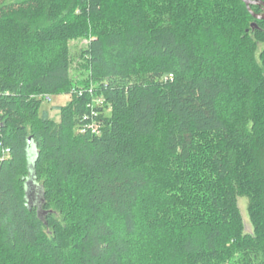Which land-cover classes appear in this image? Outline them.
<instances>
[{"label":"trees","instance_id":"obj_1","mask_svg":"<svg viewBox=\"0 0 264 264\" xmlns=\"http://www.w3.org/2000/svg\"><path fill=\"white\" fill-rule=\"evenodd\" d=\"M251 12L242 0H0V264H126L153 173L160 185L167 171L158 169L170 157L169 195L184 203L204 138L211 146L196 189L204 185L199 220L178 230L171 221L147 226L152 238L169 236L168 245L154 239L147 264H225L227 239L234 264H264V21ZM233 17L232 48L245 71L230 110L222 74L187 73L222 58ZM83 35L87 75L74 81L70 42ZM60 95L71 101L56 122L41 109L45 96ZM98 98L100 134H83ZM31 175L42 191L34 205L26 197ZM240 196L249 200L252 233Z\"/></svg>","mask_w":264,"mask_h":264},{"label":"rangeland","instance_id":"obj_2","mask_svg":"<svg viewBox=\"0 0 264 264\" xmlns=\"http://www.w3.org/2000/svg\"><path fill=\"white\" fill-rule=\"evenodd\" d=\"M6 3H15L17 0H5ZM118 7V6H117ZM233 20L229 22L227 25L232 29L229 33V38L225 39L223 42L227 43L223 48V56L222 58L216 59L213 64V68L211 65L195 64L190 71H188V75L195 76L199 74H210V73H219V75H223L230 85V92L228 95L223 97L222 103L223 106L227 109L234 110L239 104L240 101V88L238 84V80L241 74L245 71V66L239 62L237 54L235 53L233 45L236 40V28L235 25L239 24V20L235 17ZM226 25V26H227ZM189 28V29H188ZM188 36L189 40L195 41V45H200L202 40L198 38L199 32L196 28V25L190 23L188 27ZM252 28V27H251ZM255 28H252V30ZM227 35V32L225 33ZM225 35L224 38H227ZM89 35H83L82 37L76 38L70 42V56H71V76L74 81H81L86 78V56L84 52L87 50L89 45ZM229 44V45H228ZM203 68V69H202ZM171 78L173 76H170ZM51 101L43 102L42 111H48L52 120L56 122H60L61 113L59 107L65 106L70 103L71 98L68 95H60V96H50ZM211 146V142L208 138L202 139L201 150L203 153L198 155L195 158L194 165L195 169L193 174L198 180L191 179L186 183V188L184 187V191L186 192L185 201L182 202H174V196L169 195V180H173L176 175V167L174 161L171 160L170 157H163V161L161 163V169H165L167 172L164 173L163 176H160V185L156 179V172L153 173V180L150 186V189L147 193H145L139 203L138 206V215L140 218V229L138 230V234L134 237L133 247L130 255L126 259V264H147L151 261V254L155 251L157 244L160 242H156L154 239L161 241L162 243H169V236H166L162 233L154 234V238L149 235V230L147 226L153 227L152 229L159 230L160 226H166L165 228H169V221H171V225H173L177 230L184 225H187L191 221L199 220L200 213L198 211H203L204 201H203V191L204 185L201 183L200 188L197 189L198 181L202 176L206 175L209 172L208 161H204L205 157L204 151ZM37 156V150L35 145H32L28 149V157L29 162L35 161ZM191 189H189L188 185L193 183ZM159 186L163 189L160 190ZM37 193V192H36ZM173 193H171L172 195ZM170 196L169 202H167V197ZM176 196V194H173ZM36 198V196H35ZM171 200V201H170ZM238 205L245 223V233H252L253 228L249 219L248 207L249 200L246 197L240 196L238 198ZM171 217V219H169ZM157 221V222H156ZM150 224V225H148ZM161 229V228H160ZM165 230V229H164ZM230 243H232V239H227L224 243H222L223 247V260H225V264H234V260L232 259L233 252L229 250ZM225 247V248H224ZM151 258V259H150Z\"/></svg>","mask_w":264,"mask_h":264},{"label":"built area","instance_id":"obj_3","mask_svg":"<svg viewBox=\"0 0 264 264\" xmlns=\"http://www.w3.org/2000/svg\"><path fill=\"white\" fill-rule=\"evenodd\" d=\"M76 93V91H73ZM80 94L83 92L80 91ZM46 101H51L50 96H45L44 97ZM91 106V111L89 114L83 117L82 121V126L80 128L81 133H87L91 132L92 134L99 135L100 134V128H101V120L99 119V115L101 114L97 108L98 107H103V100L101 98H98L94 100V102L90 105ZM11 154L9 149H4L3 156L4 158L9 157Z\"/></svg>","mask_w":264,"mask_h":264},{"label":"water","instance_id":"obj_4","mask_svg":"<svg viewBox=\"0 0 264 264\" xmlns=\"http://www.w3.org/2000/svg\"><path fill=\"white\" fill-rule=\"evenodd\" d=\"M242 1L245 3L247 9L250 12H251V6L258 5V6L263 7V13L262 14H253L252 12L251 13L256 20L264 21V2L263 1H252V0H242ZM256 27H257L256 23L252 24V28H256ZM31 146H32V140L29 139V147H31ZM35 161H36V159H35ZM35 161L31 162V164L29 162V165H30L32 172H33V168L35 165ZM41 192L42 191L40 190L38 185L35 183L34 176L31 175V177L26 182V197H27V199L31 205H34V203L31 202V199L35 198V196H36V198H38V201H39V199L41 197Z\"/></svg>","mask_w":264,"mask_h":264},{"label":"bare ground","instance_id":"obj_5","mask_svg":"<svg viewBox=\"0 0 264 264\" xmlns=\"http://www.w3.org/2000/svg\"><path fill=\"white\" fill-rule=\"evenodd\" d=\"M37 200H38V198H32V199H31V201H32L33 203L37 202ZM156 222H157V221H156Z\"/></svg>","mask_w":264,"mask_h":264}]
</instances>
